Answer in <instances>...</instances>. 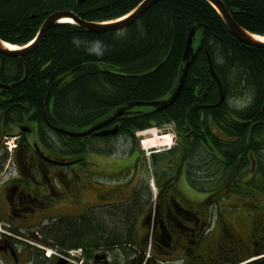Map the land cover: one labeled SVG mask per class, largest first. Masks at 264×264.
Masks as SVG:
<instances>
[{
    "label": "trees",
    "instance_id": "obj_1",
    "mask_svg": "<svg viewBox=\"0 0 264 264\" xmlns=\"http://www.w3.org/2000/svg\"><path fill=\"white\" fill-rule=\"evenodd\" d=\"M141 1L0 0V38L25 45L53 11L73 10L88 21H108ZM223 1L242 27L264 35V0ZM193 26L199 51L173 104L125 111L116 120L114 135H66L51 127L81 131L130 102L168 97L177 84ZM23 58L28 74L5 91L7 114L21 121L25 109L33 113L52 150L113 154L114 140L122 137L131 151L137 131L171 124L176 145L153 151L148 162L143 157L155 175L168 172L169 160L180 152L188 165L187 179L200 191L250 200L262 191L249 172L254 166L264 171V47L235 37L209 1L159 0L120 31L92 32L59 22ZM24 72L18 57L0 54L1 81L18 80ZM144 191L141 186L137 194ZM148 192L152 197L149 184ZM76 227L75 222H64L56 229L69 235Z\"/></svg>",
    "mask_w": 264,
    "mask_h": 264
},
{
    "label": "flooded vegetation",
    "instance_id": "obj_2",
    "mask_svg": "<svg viewBox=\"0 0 264 264\" xmlns=\"http://www.w3.org/2000/svg\"><path fill=\"white\" fill-rule=\"evenodd\" d=\"M9 89L0 86V264H264V211L258 202L208 201L213 194L226 196L195 187L180 152L163 174H150L143 157L131 172L90 170L87 152L52 150L33 113L25 109L21 121L8 116ZM43 116L47 120L45 109ZM9 143L15 144L12 153ZM249 175L263 192L264 171L254 166ZM178 178L204 201H189ZM89 183L96 193L86 199ZM147 183L155 185L154 197ZM141 186L145 191L137 194ZM64 222L77 227L69 235L57 231Z\"/></svg>",
    "mask_w": 264,
    "mask_h": 264
},
{
    "label": "water",
    "instance_id": "obj_3",
    "mask_svg": "<svg viewBox=\"0 0 264 264\" xmlns=\"http://www.w3.org/2000/svg\"><path fill=\"white\" fill-rule=\"evenodd\" d=\"M79 1L82 2L85 0H79ZM158 1L159 0H144L140 5L136 6V8L132 12L128 13L127 14L128 16L121 19L117 18L115 20H108V21H88L86 19L81 18L73 10H56L49 13L46 16V18L44 19V21L42 22L39 28L37 38L33 43L23 46L16 45L17 47L15 48H8L4 45L6 41H3L0 38V54L18 57L20 61L25 64L24 76L20 80L12 82L10 84L3 83L0 80V86L4 88H12L14 86L19 85L26 79L28 74V66L24 61L23 57L31 53L36 49V47H38L42 39L45 37L47 31L54 24L59 22H64L63 21L64 19L70 18L72 19V23H76L81 27L92 32L120 31L127 28L135 21H137L147 9H149L152 5H154ZM207 1H209L217 9V11L222 16L224 22L226 23L227 27L235 37H237L239 40L250 46L264 47V41H262L261 39H256L253 36V32L246 30L238 22H236V20L233 18L231 12L227 8L223 0H207ZM196 31H197L196 26H193L188 34L183 57H182V65H181L179 78L176 86L174 87V89L172 90V92L168 97L158 100H152V101L138 100V101L130 102L126 105L120 106L111 115L91 125L90 127H88L83 131H73L69 129H60V128L58 129L63 133L74 136H85L93 132H98L99 134H103V135L116 134L118 131L117 124L112 126L111 128H105V127L114 123L120 116L124 114L125 111L139 106H152L155 107L156 109H163L173 104L178 99L181 93L188 71L199 51V47H195L194 44Z\"/></svg>",
    "mask_w": 264,
    "mask_h": 264
},
{
    "label": "rangeland",
    "instance_id": "obj_4",
    "mask_svg": "<svg viewBox=\"0 0 264 264\" xmlns=\"http://www.w3.org/2000/svg\"><path fill=\"white\" fill-rule=\"evenodd\" d=\"M157 133V134H169L173 137V141L172 144L175 145V140H176V136H174V132H173V128L171 126L165 127V128H161V130H154V128H152V130L150 131H146V133L144 135L140 134V133H136V141H134V148L130 150V147L127 145H125L126 141L121 137L118 138L119 140L115 141L114 140V149L115 152L113 153L112 156H102V155H98L95 154L93 152H87L86 153V159L88 160V168L90 169V166L92 165V168L90 170H94V171H101V172H111V171H120L122 170V172L126 171V172H131L133 169H136V165L135 162H139L141 164V158L145 157L146 161H149V157L150 154L153 151H157V150H163L164 148H166L167 146H156V147H149L147 145L148 138L151 137V132ZM172 145V146H173ZM129 151V153H127L126 151ZM149 166V165H148ZM143 167L147 168L148 172L151 174L152 168L149 166L147 167L144 163H143ZM141 171V167L139 169ZM142 172L144 173L145 170L142 169ZM87 177V180H92L91 175H85ZM136 180V177H134V181ZM133 181V183H134ZM178 183V188L180 189V192L184 193L185 197H187L188 199H191L189 201H204V195L201 196V194H199L198 192H196L193 188H191L190 186H186L185 185V181L184 178H181L179 180H177ZM132 183V184H133ZM131 184V186H132ZM88 187V188H87ZM86 189V194H84L86 199H91L90 196H94V194L96 193V190L92 188L91 184L89 183V185L87 186ZM103 187H110V186H103ZM108 188H104V189H108ZM121 192H123V194H126V190L123 188V190L121 189ZM154 193L155 190H152V196L154 197ZM183 195V194H182ZM214 195V194H213ZM212 197L209 198L208 201H220L221 203H226L228 204V206H230L232 203L235 202H239V201H252L254 203H259V205L261 206L260 209H263L261 211H264V191H256L255 197L252 200L247 199V198H239L238 196H226L225 198H222V196L220 195H214ZM183 200H186L185 198ZM188 201V200H186ZM68 203V202H67ZM69 204V203H68ZM67 210H73L70 207H67ZM260 211V212H261Z\"/></svg>",
    "mask_w": 264,
    "mask_h": 264
},
{
    "label": "bare ground",
    "instance_id": "obj_5",
    "mask_svg": "<svg viewBox=\"0 0 264 264\" xmlns=\"http://www.w3.org/2000/svg\"><path fill=\"white\" fill-rule=\"evenodd\" d=\"M144 0H142L138 5H140L142 2H143ZM137 5V6H138ZM136 8V7H135ZM134 8V9H135ZM134 9H132L130 12H132ZM129 12V13H130ZM128 14V13H127ZM127 14H125V15H123L122 17H119L118 19H121V18H124V17H126V16H128ZM112 20H115V19H112ZM64 22H67V21H69V22H72V19H70V18H66V19H64L63 20ZM197 27V26H196ZM39 32V31H38ZM38 32H37V34H36V36L33 38V39H36L37 38V35H38ZM253 36L256 38V39H261L262 41H264V35H260V34H257V33H253ZM187 40V39H186ZM186 44V43H185ZM4 45L6 46V47H8V48H15V47H17L15 44H11V43H9V42H5L4 43ZM185 48V47H184ZM184 53V52H183ZM21 79V78H20ZM19 79V80H20ZM18 81V80H17ZM10 84V83H9ZM150 130H152V129H149L148 131H150ZM153 132V131H152ZM151 132V133H152ZM144 134L146 133V131L145 132H143ZM145 141H148V143H147V145L149 146V147H156V146H162V145H164V146H168V144L171 142L172 143V137H171V135H168V134H157V133H155V131L153 132V134L151 135V137L150 138H148L147 140H145ZM170 143V144H171ZM169 144V145H170Z\"/></svg>",
    "mask_w": 264,
    "mask_h": 264
},
{
    "label": "built area",
    "instance_id": "obj_6",
    "mask_svg": "<svg viewBox=\"0 0 264 264\" xmlns=\"http://www.w3.org/2000/svg\"><path fill=\"white\" fill-rule=\"evenodd\" d=\"M9 148H11V147H9Z\"/></svg>",
    "mask_w": 264,
    "mask_h": 264
}]
</instances>
